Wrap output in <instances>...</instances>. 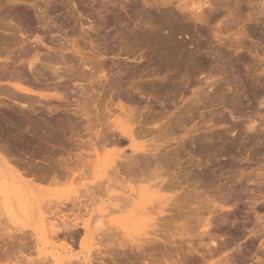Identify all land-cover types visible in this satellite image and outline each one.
Returning <instances> with one entry per match:
<instances>
[{"label":"rangeland","instance_id":"374dc122","mask_svg":"<svg viewBox=\"0 0 264 264\" xmlns=\"http://www.w3.org/2000/svg\"><path fill=\"white\" fill-rule=\"evenodd\" d=\"M169 1L170 3L168 0H161V2L160 0H0V12L7 6L16 4L34 13L39 22L44 18L40 23H36L38 26L33 25L39 30L33 27L32 31L39 33L48 46L61 44L67 55L77 60L76 63L85 64V68H83L84 64H81V67L77 64V69L76 67L71 69L73 72L70 70L67 74L69 77L64 76L63 80L58 82L60 83L58 91H54L50 89L53 84L48 79L41 78L42 80L38 79L35 82L34 69L37 71V68H40L45 71V68L42 64H39V67L36 65L35 68L33 66L34 69L28 66L32 55L23 53V48H20L22 45L6 48L4 52L2 51L3 53L0 52V72L5 73H0V89L2 87L0 113L7 112L8 109L16 106L15 112L21 109L19 112L30 114L29 109L21 106L22 103V105L33 107L32 119L42 121L48 115L47 108L57 106L60 111L55 119H61L67 115L63 108L71 109L69 113L73 110L78 99L76 91L80 89L78 85L82 84L81 88H85L86 95L89 94L83 100V103L84 101L85 104L88 103V106L85 105L88 115L86 119L91 120V123H97L94 127L97 126L100 131L104 129L106 123L111 121V119L109 122L106 120L108 116L112 118L113 113H118L117 109L121 104L133 113L136 126H139L136 127L138 128L136 131L140 133L137 142L146 143L148 146L150 144L151 149L156 146L155 149H159L158 152L154 151L156 157H153L152 161L157 159V155L160 159L155 160L154 164L151 162L145 171L155 168L154 171L160 175V180L163 179L159 187L162 191L169 192L167 194L161 191L162 195L164 198L166 196L175 198L171 197V203L169 204V200L162 214L155 213V216L154 213L151 214L153 222L141 223L133 219L137 210L134 208L136 200L132 204L128 203L129 208L124 207L126 211L122 208L121 213L117 212L104 218L109 211L107 207L110 205L107 204L117 200L118 203L121 202L117 206L123 207L122 199L127 194H132V190L137 185L133 184L135 180L133 177V181L126 179L128 177L131 179L130 175L120 172L119 178L115 176V169L119 170L121 164L120 158L131 155L127 143L118 145L111 143L113 146L108 143L106 147L100 143L98 144L100 148V146L97 147L96 142L98 149L95 152L90 146L88 147L89 141L93 138L90 139L86 133L80 139L75 136L82 146L76 148L75 144H78V141H75L72 145L67 144L68 149L64 148L66 145H63V148L69 151V158L73 162L72 164L69 162L68 166L73 167L76 164L77 169L67 176H59L56 183H51L49 179L51 174L48 175L50 168L57 169L56 163L60 162L58 159L60 157L69 159L68 154L66 155L65 151L62 152L61 148L51 149L39 142L45 128L42 122L40 125L43 127L39 124L30 126L32 129L35 127L33 130L26 125L18 127L6 122L0 124V254L7 256L9 253L12 255L10 250L16 251V247L12 246L14 241H11V237L19 234L18 231L21 229L26 234L36 233L37 239L39 238L36 244L34 235L32 238L35 240L34 246L27 244V251L21 252L24 253V259L22 256L21 258L25 260L20 262L21 264H25L26 259L28 261L37 259L38 262L40 258L44 264L49 262L51 264L53 260L57 264H65L64 262L69 258L73 262H78L79 256L80 261L87 259L89 264H101V262L102 264H264V7L261 0H211V2L214 1L213 5L204 7V13L201 16L204 18L194 23L189 18V3L196 1ZM158 2L161 5H158ZM166 2L174 8L166 5ZM164 5L169 8L166 12L172 11L175 16L166 13ZM211 6L214 8L211 9ZM176 12L179 15L176 16ZM211 13L213 14L210 15ZM4 24L6 29L5 27L0 29L1 36L13 33L19 35L18 22L7 19ZM8 28H12L13 31H9ZM168 41H170L169 45L178 44L183 46V49L179 47L181 50H176L179 51L176 53L174 46H171L173 50L168 47ZM166 47L173 53L169 54ZM24 50L26 51V48ZM41 51L46 52V47H42ZM12 57H15L14 60ZM198 58L203 59L205 68H200ZM7 66L13 67L7 68ZM47 70L46 73H48ZM8 71H12L13 74ZM81 72L86 76L83 77ZM6 74L8 75L4 76ZM77 74L82 75V78L79 76L80 81L79 78L76 79ZM159 81L161 84L167 82L176 85L177 89L174 88L176 92L175 90L171 93L167 92L159 98L156 90L152 89ZM58 83L55 85L57 86ZM15 86L25 88L31 93L25 95L17 92L19 98L17 94L13 95ZM255 89L259 90L260 94H255L253 92ZM5 91L7 92L4 93ZM53 94L63 96L64 99L42 98V95ZM210 119H213L211 120L213 126L220 127L213 129L212 125L208 124L211 122ZM74 120L78 128L81 120L79 118ZM249 126H253L252 129H248ZM38 127L39 131L40 127L43 130L39 132ZM97 127L96 129L99 130ZM152 143L155 147L151 145ZM121 153H125L126 156ZM107 171H110V175ZM24 172L28 175L24 176ZM161 172L162 174H159ZM40 173L49 178L46 177L44 182L37 181L41 177ZM147 173L143 176L147 177ZM111 174H113L112 177L117 178L113 177L111 180ZM106 177L109 178L106 180ZM94 183L101 185L99 192ZM83 185L90 189L86 190ZM150 185L153 186L154 183ZM152 186L148 185V187ZM141 187L144 188L147 185L143 183ZM152 188L149 189L151 192ZM90 190H94L95 193L92 191L93 194H91ZM150 191H147V194H150ZM91 196L92 199L95 198L93 199L96 200L95 202L92 201ZM134 199H136L135 196L132 201ZM174 200L176 202H173ZM76 201L87 202V208L90 206L89 211L86 208L90 217L82 212L83 220L87 217L88 220L94 219L93 222L89 220L92 224L94 223L89 226L91 227L89 232L83 230L81 227L83 224L79 222L74 225V229L71 227L75 232L74 235H72L73 230L62 231L61 227L60 232L57 231L58 234L61 233L59 236L57 234L51 238L52 233L49 238L47 223L57 220V224H60L58 222L61 221L62 216H64L62 219L67 220L69 216L77 213L69 212L71 204ZM150 201H146L147 204L150 203L149 206L145 205L149 211L150 208L154 210L157 205V203L153 204L154 201ZM54 202L57 207H54ZM90 203L92 205H89ZM217 204L218 207H216ZM139 206L142 207V203ZM153 210L152 212H155ZM53 213L54 217L51 216ZM93 214H98L99 219L98 216L94 218ZM81 216L79 220H82ZM102 217L105 223L102 222ZM44 218L48 219L47 223ZM73 218L68 219V222H72ZM199 220H202L204 225L208 223L209 227L201 224L203 222ZM150 223L154 224L155 229L151 228ZM78 224L81 226L79 227ZM107 227L109 230H106ZM110 228L114 230L110 231ZM202 228L203 230H200ZM207 231L211 232V234L208 232L210 237ZM85 232L86 235H84ZM111 232L115 233V236H112L114 241L109 238L112 235ZM68 233L70 235H67ZM117 233L123 237L116 236ZM116 237H120L119 242ZM124 238L127 239L125 242L121 240ZM28 239L32 243L31 238ZM211 239L214 240L211 241ZM138 240L146 244L143 245L144 250L142 249L140 253H136L134 249L136 244H140V242L137 243ZM145 240L148 242L146 243ZM127 241H130L129 245ZM131 241L135 242V245ZM110 242H113L112 246ZM122 242L129 249L125 248V250L117 246ZM101 251H104V254H101ZM97 252L98 257L95 255ZM2 254L0 264L17 262L13 259L16 254L9 255L12 261H7L6 256L3 257ZM40 256L43 258L46 256V259L43 260ZM2 257L3 260H1ZM99 257L101 260L98 259ZM21 258L18 257L20 261ZM82 262L80 264H83Z\"/></svg>","mask_w":264,"mask_h":264},{"label":"bare ground","instance_id":"6f19581e","mask_svg":"<svg viewBox=\"0 0 264 264\" xmlns=\"http://www.w3.org/2000/svg\"><path fill=\"white\" fill-rule=\"evenodd\" d=\"M18 1V0H17ZM145 1H147V0H145ZM190 1V0H189ZM194 1H196L195 3H193V2H191V3H189V18L191 19V20H193V22L195 23H197L198 21L200 22V19L201 18H204V17H201L202 16V14L204 13V7L206 8H208L210 5H213V3H214V1L213 2H211V0H194ZM8 2V1H7ZM153 2V1H152ZM155 2V1H154ZM160 2H161V0H160ZM164 2V1H163ZM168 2L170 3V1L168 0ZM168 2H166V3H163V4H166V5H169V7L171 6ZM172 2V1H171ZM177 2V1H176ZM259 2V1H258ZM257 2V3H258ZM261 2H262V5H263V7H264V0H261ZM22 3V2H21ZM183 3V2H182ZM212 3V4H211ZM8 4V3H7ZM162 4V5H163ZM259 4V3H258ZM257 4V5H258ZM154 5H156V4H154ZM154 5H152V6H154ZM158 5H161V4H159V2H158ZM178 5H180V4H178ZM182 5V4H181ZM184 5V4H183ZM149 6V5H148ZM151 6V7H152ZM165 6V5H164ZM185 6V5H184ZM183 6V7H184ZM260 6V5H259ZM258 6V7H259ZM162 7V6H161ZM166 7V6H165ZM171 7H173V5L171 6ZM180 7V6H179ZM186 7V6H185ZM184 7V8H185ZM56 8V7H55ZM174 8V7H173ZM176 8H177V5H176ZM211 9H213L214 8V6H213V8H212V6L210 7ZM262 7H260V9H261ZM154 9H156V8H154ZM158 9H159V7H158ZM167 9H169V8H167L166 7V9H165V12H166V10ZM4 10V9H3ZM37 10V9H36ZM161 10V9H160ZM163 11H164V9H162ZM179 10V9H178ZM182 10H184V9H182ZM42 11V10H41ZM36 12V11H35ZM58 12V11H57ZM169 14H171L172 16H175V14L172 12V11H167ZM166 12V13H167ZM181 12V11H180ZM185 12V11H184ZM183 12V13H184ZM207 12H209L208 10H207ZM212 12V11H211ZM42 13H43V11H42ZM51 13V12H50ZM183 13H181V14H183ZM206 14V13H205ZM213 13H211L210 15H212ZM264 14V13H263ZM177 15H179V13L177 14V12H176V16ZM185 15V14H184ZM205 16V15H204ZM41 17V16H40ZM181 17V16H180ZM211 17V16H210ZM178 18V17H177ZM7 19H9L10 21L11 20H15L16 22H18V24H19V35H18V37H17V35L15 34V33H13V34H9V35H4V36H1L0 35V52L1 53H3L4 51H5V49L6 48H9L10 46H16V45H18V46H20V45H22V47H20V48H23V53H28V54H31L32 55V57H30V65L28 64V66H30V67H32V69H34L35 68V66L36 65H38V67H39V64H42V66L45 68V71H43L42 69H40V68H37L38 70L40 69V71H36V69H34V73H35V78H34V80H35V82H37L38 81V79H40V80H42L43 78H45V79H48V80H50L51 82H52V84H53V86L50 88L51 90H54V91H58V89H59V84L60 83H58V82H60V81H62L63 80V78H64V76H66L68 73H70V70L72 69L73 70V68H75V69H77V64L78 65H80V67H81V64L83 65L84 63H80L79 61V63H76L77 62V60H75V58L74 57H71V56H68L67 55V53H66V51L63 49V47H62V45L61 44H59V43H57V44H55V45H53V46H48L45 42H44V39L39 35V33H35V32H33L32 31V28L33 27H35V26H33L34 24H36V23H38L39 22V20H38V17H36L35 16V14L34 13H32V12H30L29 10H27V9H25L24 7L22 8L21 6H19V5H16V4H11L9 7L7 6V8H5V10L4 11H1L0 12V29L1 28H4L6 25L4 24V21H6ZM44 19V18H43ZM43 19H41V20H43ZM46 19H48V18H46ZM41 20H40V22H41ZM202 20V19H201ZM39 22V23H40ZM204 22V21H203ZM11 24V23H10ZM10 24H8V26L10 25ZM37 26H38V24H36ZM40 25V24H39ZM10 27V26H9ZM5 29H6V27H5ZM9 29V31L11 30V31H13L12 30V28L10 29V28H8ZM34 29H37L36 27L34 28ZM37 30H39V29H37ZM7 31V30H6ZM16 31V30H15ZM5 32V31H4ZM37 32V31H36ZM39 32V31H38ZM8 33V32H7ZM2 34V33H1ZM5 34H6V32H5ZM169 43H170V41H168V47L169 48H171V50H173L172 49V47L171 46H174V48H175V51L176 50H181V49H183V46H181V45H178V44H174V43H172L171 45H169ZM180 44H183V43H180ZM178 45V46H177ZM184 45V44H183ZM26 48V51L24 50L25 48ZM166 46V45H165ZM42 47H46V49H47V51L46 52H43V51H41V48ZM176 47H178V48H176ZM181 49H180V48ZM185 47V46H184ZM168 48V49H169ZM17 49V48H16ZM168 49H167V47H166V50L168 51ZM199 49H201V48H199ZM22 50V49H21ZM170 50V49H169ZM198 50V49H197ZM3 51V52H2ZM169 52V51H168ZM177 52H179V51H176V53ZM172 54L173 53V51L171 52H169V54ZM175 52H174V54H176ZM2 55V54H1ZM166 55V54H165ZM24 56H26V55H24ZM27 57H28V55H27ZM5 58V57H4ZM13 58H15V57H12V59ZM5 59H7V58H5ZM201 59V58H200ZM199 58H198V60L197 61H199V66H200V68L201 69H203V68H205V62L203 61V59L202 60H200ZM11 60V59H10ZM14 60V59H13ZM20 60V59H19ZM18 60V61H19ZM9 61V60H8ZM20 61H22V60H20ZM76 61V62H75ZM2 63V62H1ZM18 63V62H17ZM16 63V65H18ZM75 63V64H74ZM3 64V63H2ZM8 64V63H7ZM11 64H13L12 62H11ZM10 64V65H11ZM15 64V63H14ZM16 65H13L14 67L16 66ZM76 65V66H75ZM13 66H7V68L8 67H10V68H12ZM33 66H34V68H33ZM22 67H23V65H22ZM29 68V67H28ZM83 68H85V64L83 65ZM18 69V68H17ZM46 69H48L47 71H48V73H46ZM3 70V69H2ZM1 70V71H2ZM20 70V69H19ZM21 70H22V68H21ZM71 70V71H72ZM7 72V71H6ZM8 72H11L12 73V71H8ZM19 72V71H18ZM21 72V71H20ZM19 72V73H20ZM73 72V71H72ZM75 72V71H74ZM83 73H84V71H82ZM81 72V74H83ZM0 73H2V72H0ZM4 73V72H3ZM2 73V74H3ZM11 73H9V74H11ZM16 73H17V71H16ZM15 73V74H16ZM24 73V72H23ZM33 73V74H34ZM5 74V73H4ZM13 74V73H12ZM31 74H32V72H31ZM74 74V73H73ZM8 74H6V75H4V76H7ZM19 75V74H18ZM10 76V75H9ZM8 76V77H9ZM14 76V75H13ZM68 76V75H67ZM76 76V75H75ZM77 76H78V74H77ZM76 76V77H77ZM81 78H82V75H79ZM79 76L76 78V77H74V78H76L77 80H78V78H79ZM84 76H86L85 74H83V77ZM105 79H107L106 78V76H104V75H102ZM18 77H20V76H18ZM69 77V76H68ZM11 79H12V77H10ZM14 78V77H13ZM16 78V77H15ZM42 78V79H41ZM81 78H79V81H80V79ZM86 78V77H85ZM84 78V79H85ZM98 78V77H97ZM102 78V77H101ZM23 79V78H22ZM83 79V80H84ZM99 79H100V77H99ZM208 79V78H207ZM206 79V80H207ZM211 80V79H210ZM82 81V80H81ZM98 81H100V80H98ZM16 82V81H15ZM14 82V83H15ZM198 82V81H197ZM207 82V81H206ZM56 83H58L57 84V86L55 85ZM99 83V82H98ZM101 83V82H100ZM173 83V82H172ZM199 83V82H198ZM212 83V82H211ZM170 84V85H169ZM196 84V83H195ZM194 84V85H195ZM59 85V86H58ZM158 85V86H157ZM157 85H155L154 87H152V89H155L156 91V94L158 95V97L160 96L161 98H162V96H164V94L165 93H167V92H174V88H176L177 89V86L176 85H174V84H171V83H167V82H163L162 84L160 83V81H159V83L157 84ZM208 85H210V84H208ZM259 85H262V84H259ZM102 86V85H101ZM176 86V87H175ZM196 86V85H195ZM200 86V85H199ZM263 86V85H262ZM78 87L80 88L79 90H77L76 91V93H77V100H76V104L74 105V108H73V110L71 111V113H69V111L71 110V109H69L68 110V108L67 109H64L63 108V111L65 112V113H67V115H66V117L64 118V117H62L61 119H55V116L59 113V111H60V109H59V107H54V106H51V107H49V108H47V111H48V115L46 116V118L44 119V120H42V121H38V120H34V119H32L31 118V115H33L34 114V109H33V107L32 106H25L24 104L22 105V103H21V106L23 107V108H27V109H29V112H30V114H24V112L23 111H21V112H19V110H21V109H19V110H16L17 112H19V113H17V112H15V110H14V108L16 107H14V108H10V109H8V111L7 112H1L0 113V124L2 125L3 123H6V122H10V123H12L13 125H16V126H18V127H21V126H24V125H26L27 126V128H29V129H32V128H30V126L31 127H33V126H37L38 124L40 125V123L42 122L43 123V125H44V127L45 128H41L40 127V131L41 130H43L44 132H45V134H44V132H43V137L42 138H40V141L39 142H41V143H43V144H46L47 146H49L51 149H54V148H61L60 150L63 152V151H65L66 152V155L68 154V157L67 158H69V151H66L64 148H66L67 146H69V145H72V144H74V142L75 141H78L76 138H75V136L78 138V139H80L81 137H82V135L84 134V133H86L87 135H88V137L90 138V139H94V141H92V140H90L89 141V145H88V147L90 146V148H92L94 151L95 150H97L98 148V146H100V145H103V146H105L106 147V145L108 146V143H109V145H112L113 143H116L117 145L118 144H124V143H127L128 145V148L130 149V153H131V155L130 156H126V154H125V156L127 157H124V158H120V161H121V164L119 165V170H117L116 171V169H118V168H116V166H115V176H119L120 175V172L121 173H124V174H127V175H130L131 176V179L128 177V178H126V179H128V180H132V177L135 179L133 182H131V183H133V184H137L136 186H135V189L134 190H132V194H127L126 196H125V198L124 199H122V201L124 202V206L122 207V205H121V208H120V205L119 206H117L118 204H120V203H118L117 202V200L114 202V203H112V204H107V205H110L109 207H107L108 208V212L105 214V216L106 217H104V218H107V216H112V215H114V214H116L117 212H119V213H121L120 211H121V209L123 208V210L125 209V211H126V208H129V207H127V205H130V204H132V203H134L135 202V200H136V202L138 203H136L135 205H134V208L135 209H137L136 210V213H135V217H133V219H135L136 221H138V222H141V223H146V221L148 222V221H150V222H153L154 220H153V213H154V216L156 215L155 213H157L158 215H160V214H162L163 212H164V210H165V208H164V206L165 205H167L168 204V202H169V200H170V202H169V204L171 203V197L172 196H170V197H167L166 196V198H164V195H162L163 193H161V191H162V189L159 187V184H160V182L163 180V179H161L160 180V175H158L157 173H155V168H154V166H152V168H154V169H152V170H147V171H145V168L148 166V168H149V166H150V164H151V162H153L152 164H154L155 162V160H157L158 158H159V155H157L158 157H157V159L155 158V160L154 161H152L154 158L153 157H156L155 156V153H154V151L155 152H158L157 150H159V149H155L156 147H155V145L153 146V144L154 143H152L151 145L153 146V147H155L154 149H151V148H149V146H150V144H149V146L147 145H145V144H143V143H139V142H137V139L139 138V135H140V133H138L137 131H136V129H138V128H136V127H139L138 125L136 126V122H135V120L133 119L134 118V116H132L133 115V113H130L124 106V108L122 107V104H121V106L117 109V112L118 113H113L112 114V118H109V116H108V119H106V120H108V122H109V119H111V121L109 122V123H106L104 126V129H102V127H100L102 130L100 131V129L97 127V126H95L94 127V125H96L95 123H91L90 121L91 120H88V119H86L87 117H88V115H87V104H85V101H84V103H83V100H84V98L88 95L89 96V94H87L86 95V90H84L85 88H81L82 87V84H79L78 85ZM106 87V86H105ZM156 87V88H155ZM209 87V86H208ZM207 87V88H208ZM253 87V86H252ZM198 88V87H197ZM209 88H211V87H209ZM254 88V87H253ZM1 89H2V87H1ZM0 89V90H1ZM6 89V88H5ZM11 89V88H10ZM15 92H13V90H12V92L14 93L13 95H16L17 94V92H19V93H22V94H30L31 93V91H29V90H25V88H21V87H19V86H15ZM50 89H48V90H50ZM199 89V88H198ZM4 90V89H3ZM173 90V91H172ZM256 90V89H255ZM255 90L253 91L255 94L257 93V94H260V93H258L259 92V90H256V92H255ZM248 91H249V89H248ZM1 92V91H0ZM7 91H5L4 93H6ZM175 92H176V90H175ZM197 92V91H196ZM199 92L201 93V91L199 90ZM199 92H198V94H199ZM10 93H11V91H10ZM194 94V93H193ZM202 94H204V93H202ZM1 95V94H0ZM9 96L11 95V94H8ZM18 95V94H17ZM12 96V95H11ZM21 96V95H20ZM23 96V95H22ZM258 96V95H257ZM260 96V95H259ZM13 97V96H12ZM17 97H19V95L17 96ZM24 97V96H23ZM41 97V96H40ZM159 97V98H160ZM11 98V97H10ZM20 98V97H19ZM18 98V99H19ZM25 98V97H24ZM42 98H44V99H46V100H49V99H54V98H57L58 100H63L64 98H63V96H60V95H55V94H53V95H42ZM254 99V98H253ZM262 101V100H261ZM191 103V102H190ZM262 103V102H261ZM195 104V103H194ZM193 104V105H194ZM85 105H87V106H85ZM184 105V104H183ZM21 106H20V108H21ZM118 106V105H117ZM182 106V105H181ZM264 106V105H263ZM184 107V106H183ZM195 107V106H194ZM186 108H187V106H186ZM188 108H189V106H188ZM62 109V108H61ZM89 109V108H88ZM185 109V108H184ZM131 110V109H130ZM90 110H88V112H89ZM113 111V110H112ZM111 111V112H112ZM116 111V110H115ZM132 111V110H131ZM181 111H183V110H181ZM176 112V111H175ZM36 113V112H35ZM179 113V112H178ZM177 113V114H178ZM183 113V112H182ZM186 113H187V111H186ZM185 113V114H186ZM184 114V115H185ZM111 115V114H110ZM180 115V114H179ZM183 115V116H184ZM212 116V115H211ZM103 117V116H102ZM111 117V116H110ZM57 118V117H56ZM59 118V117H58ZM75 118H79L80 120H81V122H79V127L77 128L76 127V121L74 120ZM101 119H104V118H101ZM181 119V118H180ZM98 120V119H97ZM105 120V121H106ZM175 120H176V118H175ZM213 121V119H210V121ZM217 120H219V119H217ZM216 120V124H218V121ZM104 121V120H103ZM102 121V122H103ZM178 121V120H177ZM210 121H208V122H210ZM210 122V123H208V124H210V125H212V127H213V129H215V128H219L220 126H213L214 124H213V122ZM182 122V121H181ZM215 122V121H214ZM41 123V124H42ZM183 123V122H182ZM99 124H100V122H99ZM103 124V123H102ZM139 124V123H138ZM43 125H40V126H42L43 127ZM179 125V124H178ZM183 125V124H182ZM99 126V125H98ZM248 125H246V127H247ZM96 127L99 129V130H97L96 129ZM159 127V126H158ZM253 127V126H252ZM252 127H250L249 126V128L248 129H252ZM35 128V127H34ZM33 128V129H34ZM142 128V127H141ZM162 128V127H161ZM19 129V128H18ZM21 129V128H20ZM32 129V130H33ZM255 129V128H254ZM38 131H39V127H38V129H37ZM247 130V129H246ZM39 131V132H40ZM147 131V130H146ZM250 131V130H249ZM36 132V131H35ZM39 132H37V133H39ZM161 132V131H160ZM163 132V131H162ZM263 132V131H262ZM42 133V132H41ZM67 134H69V135H67ZM142 134V133H141ZM213 134V133H212ZM215 134V133H214ZM225 134V133H224ZM219 135H221V134H219ZM223 135V134H222ZM142 136H144V134L142 135ZM142 136L140 137V138H142ZM257 136V135H256ZM215 137H216V135H215ZM219 137V136H218ZM221 137H223V136H221ZM110 138H111V140L112 139H114V141H111L110 140ZM156 138V137H155ZM161 138V137H160ZM212 138H214L213 136H212ZM217 138V137H216ZM226 138V137H225ZM158 139H159V137H158ZM224 139V138H223ZM151 140H153V139H151ZM151 140H150V142H151ZM160 141V140H159ZM224 141V140H223ZM227 141V140H226ZM234 141V140H233ZM79 142L80 141H78V144H75V146H76V148L78 147V146H82V144H79ZM96 142H97V147H96ZM155 142V141H154ZM164 142V141H163ZM81 143H84V142H81ZM101 143V144H100ZM112 143V144H111ZM221 143H223V142H221ZM67 144H69V145H67ZM98 144H100V145H98ZM225 144V143H224ZM231 144H232V142H231ZM63 145H66V146H64V148H63ZM114 145V144H113ZM112 145V146H113ZM161 145V144H160ZM226 145V144H225ZM120 146V145H119ZM162 146H164V145H162ZM231 146V145H230ZM104 147V148H105ZM228 147V146H227ZM69 147H67L66 149H68ZM73 148H74V146H73ZM100 148H101V146H100ZM99 148V149H100ZM162 148H164V147H162ZM63 149V150H62ZM72 149V148H71ZM102 149H103V147H102ZM106 149V148H105ZM76 151H77V149H76ZM96 152V151H95ZM166 152V151H165ZM160 153V152H159ZM55 154V153H54ZM72 154V153H71ZM116 154V153H115ZM121 154H123V153H121ZM123 154V155H124ZM74 155V154H73ZM128 155V154H127ZM147 155L149 156V157H147ZM162 155V154H161ZM58 156V155H57ZM75 156V155H74ZM115 157H116V155H114ZM152 157V158H151ZM161 157V156H160ZM264 157V156H263ZM60 158H62V157H60ZM58 159V160H60V162L58 161V163H56L57 164V169H55V168H50V171H49V173H48V175L49 174H51V178H49V177H47V176H44V175H42L41 173V177H39V179H38V177L37 178H35L37 181H45V179H46V177L47 178H49L50 180V182L52 183V182H55V181H57V178H59V176L60 177H64V176H67V174H70V173H72V171L74 170H76L77 169V167L75 166L76 164H74L73 165V167H69L68 165L71 163H73L72 162V159L70 160V158L69 159ZM72 158H74V157H72ZM117 159L119 160V155L117 156ZM150 159H151V161H150ZM160 159V158H159ZM62 160V161H61ZM76 160V159H75ZM103 160V159H102ZM111 160V159H110ZM117 160V161H118ZM123 160V161H122ZM19 162V161H18ZM70 162V163H69ZM159 162V161H158ZM160 162H161V160H160ZM114 163H115V161H114ZM158 164H160V165H162L161 163H158ZM13 165V164H12ZM116 165H117V162H116ZM224 165V164H223ZM17 166V165H16ZM112 166H114V165H112ZM15 167V166H14ZM19 167V166H18ZM155 167H156V165H155ZM16 168V167H15ZM113 168V167H112ZM160 168H162L161 166H160ZM18 169H20V168H18ZM114 169V168H113ZM112 169V170H113ZM151 169V168H150ZM47 171H48V169H46ZM45 170V171H46ZM20 171V170H19ZM30 171V170H29ZM35 171V170H34ZM44 171V172H45ZM149 171V173H147ZM158 171V167H157V170H156V172ZM160 171V170H159ZM41 172V171H40ZM43 172V171H42ZM43 172V173H44ZM50 172H52V173H50ZM88 172V171H87ZM108 172V171H107ZM110 172V171H109ZM108 172V174L110 175V173ZM113 172V171H112ZM35 173V172H34ZM80 173V172H79ZM113 173V174H114ZM147 173V177H144L143 175L144 174H146ZM21 174V173H20ZM26 174H27V172L25 173H23V175L24 176H26ZM33 174V173H32ZM84 174V173H83ZM83 174H82V176H83ZM87 174V173H86ZM113 174H111V180H112V178L113 177H115V176H113L112 177V175ZM159 174H162V172L161 173H159ZM28 175V174H27ZM46 175H47V173H46ZM123 175V174H122ZM164 175H165V173H164ZM163 175V176H164ZM32 176V175H31ZM36 175H34V177H35ZM40 176V175H39ZM258 176V175H257ZM261 176V175H260ZM263 176V175H262ZM33 177V178H34ZM117 177H115V178H117ZM123 177H124V175H123ZM107 178H109V177H106V180H107ZM119 178V177H118ZM122 178V177H121ZM164 178V177H163ZM125 179V178H124ZM264 179V178H263ZM76 180V179H75ZM74 180V181H75ZM82 179L80 178V181H81ZM83 180H84V178H83ZM110 180V179H109ZM109 180H108V182H109ZM115 180V179H114ZM117 180V179H116ZM122 180V179H121ZM121 180H120V182H121ZM160 180V181H159ZM103 181V180H102ZM262 181V180H261ZM41 182H39V183H41ZM82 182V181H81ZM96 182H98V181H96ZM101 182V181H100ZM107 182V181H106ZM107 182V183H108ZM115 182V181H114ZM117 182L119 183V181L117 180ZM122 182H123V180H122ZM125 182V181H124ZM32 183V182H31ZM56 183V182H55ZM105 183V182H104ZM111 183V182H110ZM131 183H129V184H131ZM141 183H142V185H143V183H145V186L147 185V187H148V185L149 186H152V185H150V184H152V183H154V185L152 186V187H148V189H147V187H141L142 185H141ZM264 183V182H263ZM90 184V183H89ZM98 184H100L99 182H98ZM121 184V183H120ZM141 185V186H139V185ZM84 185H86L85 183H84ZM83 185V187H85V189L87 190V189H90V188H87L86 186H84ZM94 185H97V183L95 184L94 183ZM94 185H93V187H94ZM105 185H106V183H105ZM107 185H109V184H107ZM114 185H117V184H115L114 183ZM100 186L101 185H97V186H95L96 187V189L98 190V192L101 190V188H100ZM102 186H103V183H102ZM119 186V185H118ZM127 186H129V185H127ZM126 186V187H127ZM133 186V187H134ZM161 186V185H160ZM164 186V185H163ZM166 186H167V184H166ZM122 187V186H121ZM5 188V187H4ZM106 188V187H105ZM119 188V187H118ZM132 188V187H131ZM131 188L129 189V190H131ZM151 188H152V192L150 191L151 190ZM164 188H166V187H164ZM170 188H171V186H170ZM93 189H95V188H93ZM103 189H104V187H103ZM150 189V190H149ZM82 190V189H81ZM83 190H84V188H83ZM86 190H85V193H86ZM109 190H110V188H109ZM128 190V191H129ZM165 190V189H164ZM167 190V189H166ZM171 190V189H170ZM91 192L93 191L94 192V190H90ZM89 191V192H90ZM112 191V190H111ZM147 191H150V194H147L148 192ZM93 192L91 193V194H93ZM131 192V191H130ZM129 192V193H130ZM162 192H164V191H162ZM166 193H167V191H165ZM164 192V193H165ZM80 193H82V192H80ZM88 193V192H87ZM95 193V192H94ZM101 193V192H100ZM122 193H124V192H122ZM169 193V192H168ZM167 193V194H168ZM174 194V193H173ZM80 195V194H79ZM83 195H84V193H83ZM87 195V194H86ZM114 195V194H113ZM113 195H110L111 197L113 196ZM125 195V194H124ZM90 196V195H89ZM92 196H94V195H92ZM92 196H91V199H92ZM109 196V197H110ZM115 196V195H114ZM113 196V197H114ZM118 196V195H117ZM116 196V197H117ZM133 196H135L136 197V199H134V201H132L133 200ZM174 196V195H173ZM110 197V198H111ZM112 197V198H113ZM115 197V198H116ZM177 197V196H176ZM217 197L219 198V196L217 195ZM223 197V196H222ZM221 197V198H222ZM229 197V196H228ZM74 198H75V196H74ZM87 198V197H86ZM85 198V199H86ZM89 198V197H88ZM114 198V199H115ZM119 198V196L117 197V199ZM172 198H174V197H172ZM216 198V197H215ZM218 198H216V199H218ZM221 198L219 199V200H221ZM81 199V198H80ZM90 199V198H89ZM93 199H95L94 197H93ZM92 199V201H96V200H93ZM150 199H151V201H150ZM175 199V198H174ZM177 199V198H176ZM223 199V198H222ZM74 200H76V199H74ZM79 200V199H78ZM150 201V202H153V204L154 205H156L155 203H157V205H156V208L153 210L152 208H150V211H149V209L148 208H145V205H148L149 206V204H147V202L146 201ZM226 200V199H225ZM89 201V200H88ZM223 201H224V199H223ZM228 201V200H227ZM84 202V201H83ZM83 202H81V201H76L74 204L72 203L71 204V210H69V208H68V210H69V212H72V213H74V212H77V213H75L74 215H71V217L69 216V218L68 219H72L74 216V220H72V222L70 221V222H68V219L67 220H65V219H62V218H64V216H62V218H61V221L60 222H58V223H60V224H57V220L55 221H53L52 219V223L49 221H47L48 219H45L46 220V223H47V226H48V228H46L47 230H49V232L50 233H47V234H49L48 235V237L50 238V235H51V238L53 237V235L55 236V235H57L58 233H57V231H59L60 232V228L62 227V231H65L64 229H66L67 231L69 230V229H71V227H73V229H74V225L75 224H77V223H81V224H83L81 227H83V230H86V232L88 233L89 232V230L91 229V227L89 228V226L92 224V222H93V220L90 218L89 220L90 221H92V222H89V220H88V217H90L91 215L90 214H88L87 212L89 211V207L87 208L86 207V203L87 202H85V203H83ZM127 202V204L125 205V203ZM129 202H131L130 204H128ZM173 202H176L175 200L173 201ZM55 203V202H54ZM109 203H111V201L109 202ZM117 203V204H116ZM142 203V207H140L139 205ZM213 203H215V202H213ZM217 203V202H216ZM59 204V203H58ZM57 204V205H58ZM123 204V203H122ZM224 204V203H223ZM227 204V203H226ZM44 205H45V203H44ZM43 205V206H44ZM52 205V204H51ZM70 205V204H69ZM89 205H92L91 203L89 204ZM94 205H96V204H94ZM42 206V205H41ZM46 206V205H45ZM44 206V207H45ZM223 206V205H222ZM51 207V206H50ZM54 207H57L56 206V203H55V206ZM106 207V206H105ZM104 207V208H105ZM124 207H126V208H124ZM166 207V206H165ZM212 207V206H211ZM216 207H218V204H217V206ZM224 207V206H223ZM86 208L88 209V211H86ZM154 208V207H153ZM215 208V207H214ZM41 209H43V208H41ZM44 209H46V208H44ZM48 209V208H47ZM52 209V208H51ZM95 209V208H94ZM148 209V210H147ZM209 209V208H208ZM213 209V208H212ZM222 209V208H221ZM122 210V211H123ZM152 210L153 211H155V212H152ZM215 210V209H214ZM47 211V210H46ZM50 211V210H49ZM49 211H47V212H49ZM92 211H93V209H92ZM95 211V210H94ZM96 211H97V209H96ZM82 212H85V213H87L88 214V217L87 218H85V220H83V215H82ZM210 212H212V211H210ZM52 213V212H51ZM50 213V214H51ZM57 213V212H56ZM81 213V214H80ZM93 213V212H92ZM97 213V212H96ZM123 213V212H122ZM127 213V212H126ZM59 215H60V213H58ZM58 214L56 215V216H58ZM84 214V213H83ZM152 214V215H151ZM44 215V214H43ZM46 215V214H45ZM44 215V216H45ZM47 215H49V214H47ZM54 215V213L51 215L52 217H54L53 216ZM64 215V214H63ZM69 215H70V213H69ZM78 215H79V218H78ZM82 215V216H81ZM95 214H93V216H94ZM50 216V217H51ZM61 216V215H60ZM73 216V217H72ZM80 216H81V218H82V220H79L80 219ZM85 216V215H84ZM87 216V215H86ZM96 216H98V219H99V215L97 214V215H95L94 216V218H97ZM163 216V215H162ZM48 217V216H47ZM66 218H67V216H66ZM93 218V217H92ZM155 218V217H154ZM161 218V217H160ZM163 218V217H162ZM161 218V219H162ZM55 219V218H54ZM88 220V224L86 223L87 222V220ZM131 219V218H130ZM159 219V218H158ZM65 220V221H64ZM77 222H76V221ZM96 220V219H95ZM102 220H103V217H102ZM128 220V219H127ZM132 220V219H131ZM130 220V221H131ZM134 220V221H135ZM198 220V219H197ZM204 220V219H203ZM67 221V222H66ZM74 221H75V223H74ZM97 221V220H96ZM107 222H108V220H106ZM111 221V220H110ZM113 221V220H112ZM202 221V220H201ZM200 220H199V222H201ZM209 221V220H208ZM56 222V223H55ZM82 222H84V223H82ZM102 222H104V220L102 221ZM106 222V223H107ZM155 222H156V220H155ZM155 222H154V224H155ZM203 222V221H202ZM210 222V221H209ZM71 223V224H70ZM73 223V224H72ZM105 223V222H104ZM94 224V223H93ZM92 224V225H93ZM148 224V223H147ZM154 224L153 223H150V225H151V228L152 227H154V229H155V226H154ZM201 224H205L204 222L203 223H201ZM210 224V223H209ZM108 225V224H107ZM106 225V226H107ZM157 225V224H156ZM203 225H201V226H203ZM78 226H79V224H78ZM79 226V227H80ZM148 226V225H147ZM199 226H200V224H199ZM204 226H207V227H209L208 226V223H207V225H204ZM109 227H111L110 225H109ZM117 227V226H116ZM146 227V226H145ZM148 227H150V226H148ZM57 230H56V229ZM89 228V229H88ZM106 228V227H105ZM104 228V229H105ZM147 228V227H146ZM150 228V229H151ZM204 228V227H203ZM203 228L202 229H200V230H203ZM73 229H71V230H73ZM87 229H88V231H87ZM103 229V230H104ZM111 229L112 228H110V231H111ZM116 229V228H115ZM148 229V228H147ZM153 229V228H152ZM205 229V228H204ZM210 229V228H209ZM46 230V231H47ZM71 230H69V231H71ZM106 230H109V228L107 227V229ZM105 230V231H106ZM112 230H114V229H112ZM145 230V229H144ZM158 230V229H157ZM149 231H151V230H149ZM206 231V230H205ZM211 231V230H210ZM210 231H207V233L209 232L210 234H211V232ZM14 232H16V230L14 231ZM28 232V231H27ZM78 232V230L76 231V233ZM80 232V231H79ZM84 233V235H86L87 233ZM101 232V234H103L102 233V231H100ZM117 232V231H116ZM118 232H119V230H118ZM147 232V231H146ZM146 232H145V234H146ZM155 232V231H154ZM202 233H204L203 231H201ZM18 233L19 234H17V233H15V234H17V235H15V236H13L12 235V237H11V241L13 240L14 242H12V244L14 243V245H12V246H15L16 247V251H11L10 249H8V250H10V252H12V255H11V253H9V255H11V256H13V255H15L14 257H13V259L14 260H17V262H14V264H18V263H20V262H22L23 261V259H24V253L22 254L21 252L24 250H26L27 251V244L29 245V244H32L31 246H34V244H33V241L35 242V240H36V244H37V242H38V239H37V235L38 234H36V233H28V234H30L29 235V237H28V234H26V232H24V230H21L20 229V231H18ZM64 233H66V232H64ZM72 235H74V230L72 231ZM106 233V232H105ZM114 233V232H113ZM120 233V232H119ZM119 233H117L116 234V236L118 235V236H120L121 234H119ZM148 233V232H147ZM153 233V232H152ZM208 233V235H209V237H210V234ZM59 234H61V233H59ZM59 234H58V236H59ZM108 234V233H107ZM110 234H112V232L110 233ZM144 234V233H143ZM142 233H141V235H143ZM145 234L143 235V236H145ZM206 234V233H205ZM34 235H35V240H32V238L34 237ZM67 235H70L69 233L67 234ZM66 235V236H67ZM72 235H71V237H72ZM76 235V234H75ZM80 235V234H79ZM109 235V234H108ZM115 236V233L114 234H112L111 235V237H109L110 239H112V241H114L113 240V237L112 236ZM150 235V234H149ZM155 235V234H154ZM203 235V237H206V235H204V234H202ZM202 235H201V237H202ZM65 236V235H64ZM97 236V235H96ZM106 236V234L104 235V237ZM110 236V235H109ZM200 236V235H199ZM212 236V235H211ZM9 237H10V235H9ZM31 238V240H32V243L31 242H29L30 240L28 239V238ZM68 237V236H67ZM86 236H84V238H85ZM98 237V236H97ZM100 237V236H99ZM121 238L123 237V236H120ZM119 237V238H120ZM139 237V236H138ZM203 237H202V239H203ZM213 237H214V235H213ZM61 238H63L62 236H61ZM76 238V237H75ZM83 238V239H84ZM107 238H108V236H107ZM108 238V239H109ZM117 238V237H116ZM115 238V239H116ZM119 238H117L118 240V242H119ZM54 239H56V238H54ZM68 239V238H67ZM82 239V240H83ZM101 239H103V238H101ZM101 239H100V241H101ZM105 239H106V237H105ZM107 239V240H108ZM144 239H145V237H144ZM147 239V238H146ZM201 239V238H200ZM201 239V240H202ZM57 240H58V238H57ZM56 240V241H57ZM81 240V239H80ZM121 240H124V242L127 240L126 238H124V239H121ZM120 240V241H121ZM134 240H136V239H134ZM142 240V239H141ZM137 241V243L138 242H140V244H136L135 245V242H133V241H131V242H133L134 243V245H132V246H134V249L136 250V253H140V251L143 249V245H146V244H143V243H141L142 241ZM199 240V239H198ZM214 240V239H213ZM212 239H211V241H213ZM10 241V242H11ZM26 241L28 242V243H26ZM99 241V242H100ZM104 242L106 241V240H103ZM102 241V242H103ZM117 241H115L116 243H118ZM203 241V240H202ZM201 241V242H202ZM208 241V240H207ZM2 242H4V241H2ZM6 242V241H5ZM109 242V241H108ZM108 242H106L107 244H108ZM130 242V241H129ZM128 241H127V245H129L128 243H129ZM143 242H144V240H143ZM145 242H146V240H145ZM148 242V241H147ZM146 242V243H147ZM209 242H210V239H209ZM82 243H83V241H82ZM94 243V242H93ZM101 243V242H100ZM112 243L113 242H110L109 244L112 246ZM212 244H213V242H211ZM107 244H105V246L107 245ZM123 244V245H122ZM1 245H3V244H1ZM10 245V244H9ZM73 245V244H72ZM94 245V244H93ZM95 245H96V243H95ZM114 245V244H113ZM125 244L122 242L121 243V245H119V244H117V246L118 247H121L122 249H125V248H127L126 246H124ZM30 246V245H29ZM28 246V247H29ZM97 246V245H96ZM117 246H116V248H117ZM148 246V245H147ZM4 247V246H3ZM2 247V248H3ZM9 247V246H8ZM8 247H6V248H8ZM110 247V246H109ZM129 247V246H128ZM208 247V246H207ZM1 248V249H2ZM33 248V247H32ZM102 248V250H103V247H101ZM107 248V247H106ZM120 248V249H121ZM131 248V247H130ZM145 248V247H144ZM5 249V248H4ZM29 249H30V247H29ZM34 249V248H33ZM109 249V248H108ZM112 249H114V248H112ZM118 249V248H117ZM127 249H129V248H127ZM7 250V249H6ZM5 250V251H6ZM115 250V249H114ZM126 250V249H125ZM124 250V251H125ZM131 250V249H130ZM144 250V249H143ZM142 250V251H143ZM5 251H4V253H5ZM29 251V250H28ZM98 252L100 251L99 250V248H98V250H97ZM113 251V250H112ZM98 252L95 254L97 257H98ZM104 252V251H103ZM102 251H101V254L103 253ZM109 252V251H108ZM131 252H132V250H131ZM194 252H195V250H194ZM87 253V252H86ZM106 253V252H105ZM2 254V253H1ZM0 254V255H1ZM98 254V255H97ZM101 254H100V256H101ZM104 254V253H103ZM8 254H7V256L6 255H3L2 254V256L3 257H5L6 258V260L8 261V260H10L9 259V257H11V256H9ZM88 255H89V252H88ZM90 255H91V253H90ZM106 255V254H105ZM21 256H22V258H21ZM38 256V255H37ZM84 256V255H83ZM2 257V259L1 260H3L4 258ZM18 257H20L21 258V261L18 259ZM26 257V256H25ZM40 257H42V256H40ZM46 257V256H45ZM44 257V258H45ZM28 258V257H27ZM32 258V257H31ZM30 258V259H31ZM43 258V257H42ZM44 258H43V260H44ZM51 258V257H50ZM85 258V257H84ZM88 258V257H87ZM93 258H94V256H93ZM29 259V258H28ZM35 259V258H34ZM46 259V258H45ZM98 259H100V257L98 258ZM205 259V258H204ZM203 259V260H204ZM37 260V259H36ZM36 260H33L32 259V261H28L27 259H26V263L25 264H32L33 263V261H36ZM78 260V259H77ZM93 260V259H92ZM101 260V259H100ZM10 261H12V260H10ZM19 261V262H18ZM25 261V260H24ZM23 261V262H24ZM50 261V260H49ZM48 261V262H49ZM79 261H80V256H79ZM76 262V261H71V259L69 258L66 262H64L65 264H80V262H82V261H80V262ZM95 261V260H94ZM53 262H55L54 260L51 262V264H53ZM101 262V261H100ZM99 262V263H100ZM8 263V262H7ZM35 263V262H34ZM44 264L43 263V261H41V258L38 260V262L36 261V263L35 264ZM83 264H89L90 262L87 260V259H83V262H82ZM11 264H13V263H11ZM21 264V263H20ZM23 264V263H22ZM46 264V263H45ZM49 264H50V262H49ZM55 264H57L56 262H55ZM101 264H102V262H101Z\"/></svg>","mask_w":264,"mask_h":264}]
</instances>
